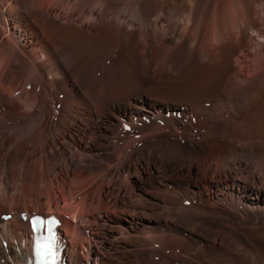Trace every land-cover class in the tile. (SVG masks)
I'll list each match as a JSON object with an SVG mask.
<instances>
[{
  "label": "bare ground",
  "instance_id": "bare-ground-1",
  "mask_svg": "<svg viewBox=\"0 0 264 264\" xmlns=\"http://www.w3.org/2000/svg\"><path fill=\"white\" fill-rule=\"evenodd\" d=\"M106 31L107 47L122 42V56L107 70L108 77L125 55L139 64L141 53L148 73L159 70L164 81L194 68H222L223 76L213 87L197 82L199 87H186L171 97H155L157 90L151 91L149 107L140 98L148 83L129 65L135 94L128 89L113 98L107 90L104 99L87 101L90 81H80L77 69L98 53L95 45L107 38ZM98 75L91 79L105 90V77ZM175 105L184 119L175 116ZM143 116L165 124L147 123ZM125 124L156 142L170 126L180 133L176 140L165 137L164 149L154 151L156 143L140 148L135 143L140 139H123L131 136ZM94 127H104V138L110 136L117 157L128 159L135 169L129 172L138 179L125 181L136 190L130 200L120 199L119 213L128 222L122 216L111 218L97 264H117L113 255L126 258L129 252L142 256L125 264H176V259L183 260L180 264H264V0H0V181L8 184L17 177L20 187L30 159L38 154L44 161L50 139L69 143L73 154L93 153ZM156 130L163 135H153ZM143 153L147 157L141 160ZM94 181V175L78 184L66 181L86 212L93 210L88 203L97 190ZM171 182L175 185L167 189ZM85 185L90 188L83 189ZM111 192L108 188L107 195ZM36 201L43 209L46 202ZM105 207L101 203L99 208ZM23 209L29 219L30 208ZM79 209L76 224L60 216V264H77L79 237L92 241L83 236ZM2 213L0 209V221ZM20 213L0 225L7 237L5 264H26L33 256L31 224ZM95 221L89 219L91 227ZM139 224V230L133 229ZM70 231L73 239L67 240ZM81 248L93 251L84 241Z\"/></svg>",
  "mask_w": 264,
  "mask_h": 264
},
{
  "label": "rangeland",
  "instance_id": "rangeland-1",
  "mask_svg": "<svg viewBox=\"0 0 264 264\" xmlns=\"http://www.w3.org/2000/svg\"><path fill=\"white\" fill-rule=\"evenodd\" d=\"M110 32L106 31L105 32V37H107L103 42L100 44L97 43L96 50L98 53L93 54L90 56L86 62L83 64L81 63L80 66L78 67V71L81 74V78L79 79L82 81V79H88L87 81L89 82L90 85V95L87 93V101L92 102L95 100V98L100 100L104 99V96L107 95V90H109L110 95L113 98H116L117 96H120L123 94L125 91L129 89V91L134 92V94L137 92L136 87L134 85L135 81L132 79V76L130 74V71L128 70L129 65L133 66L137 71H139L143 75V81L144 83H148L145 86V92L141 93L140 98L145 101L146 105L151 107L150 103L148 102L152 97V92L151 91H156L155 97H160V96H165V97H171L173 94H178L179 90L181 89H186V87H197L199 82V86H208V87H213L216 82L220 80V78L223 76L224 70L222 68H217L215 67H209L206 69H203L202 71L199 70H180L178 73L174 74L175 76H171L170 79H165V81L161 78V71H156L153 72L152 74H149L148 69L146 66V56L144 53H141L137 56L138 58V63L136 61L134 62L129 55H125L124 59L122 62H117V65L114 68L113 72V77H108L107 70L110 69L111 66H113L116 61L120 60V57L122 56L121 54V48H122V42L118 44H110L109 47L108 45V40L110 39ZM107 43V44H106ZM129 47H133V38H130L128 40ZM118 46V47H117ZM87 47V46H86ZM90 47V46H88ZM115 48L117 51L115 52ZM119 48V49H118ZM108 49V50H107ZM112 49V50H111ZM110 50V51H109ZM112 51V52H111ZM114 52V53H113ZM108 53V54H107ZM104 54V55H103ZM103 55V56H101ZM98 58V59H97ZM100 62V65L96 68H92L94 66V63ZM72 68V66H71ZM97 69V70H95ZM209 69V70H207ZM93 71V72H92ZM96 73H95V72ZM186 71V72H185ZM192 71V72H191ZM197 71V72H196ZM103 73V74H102ZM97 76L98 74L103 77L104 83H103V89L99 86V84H96V82L91 79L93 76ZM98 75V76H99ZM92 76V77H91ZM48 78V76H47ZM111 78V79H109ZM53 78H50L52 80ZM172 79V80H171ZM209 80V82H208ZM150 82V83H149ZM197 85H196V84ZM203 83V84H202ZM205 83V84H204ZM206 83L208 85H206ZM209 83L211 86H209ZM156 84V85H155ZM191 85V86H190ZM152 89L156 86L155 90ZM198 86V87H199ZM71 89L73 88V85H70ZM97 88V89H96ZM158 88V89H157ZM100 89V90H99ZM160 89V90H159ZM162 89V90H161ZM169 89V90H167ZM167 90V91H166ZM97 91V92H96ZM159 91V92H158ZM163 91L164 93L162 94ZM175 91V92H174ZM93 92L96 94L93 95ZM159 95H158V93ZM161 92V93H160ZM171 92V93H170ZM173 92V94H172ZM18 93L17 91L15 94ZM106 93V94H105ZM120 93V94H118ZM151 93V94H150ZM169 95H168V94ZM64 93L59 94L60 97L62 98ZM105 94V95H104ZM148 94V95H147ZM150 94V95H149ZM117 95V96H116ZM180 95V94H179ZM149 96V97H148ZM143 97V98H142ZM149 100H148V99ZM147 99V100H146ZM58 107H61V104H57ZM173 110L174 114L176 117L184 119L182 112L178 109L179 106L175 105ZM178 112V113H177ZM169 112L165 111V115H167ZM102 117L106 118L107 114L102 113ZM168 117V115H167ZM143 120L147 123H151L153 121L155 124H159V126H163L165 124V120H151L147 116H143ZM193 121H196V116L193 117ZM179 124V123H177ZM85 125V123H83ZM176 126V125H175ZM174 126V127H175ZM132 127V126H131ZM128 128V130L131 131V136L130 137H123V139H126L127 141H132V139L137 140L140 139L139 141H135V143H139V147L141 148L143 144H154L156 143V146H153V150L157 151L158 149H164L165 147V142H161L162 140H165L166 138H170L171 140H176V134H179V128L176 129H171L172 127L170 126V131L168 129H165L163 132L166 134L164 138L162 137L159 141H154L152 137H147L144 136V134L141 132L139 128ZM127 129V125H126ZM153 128V132H154ZM195 129L193 128L192 133L196 134L195 139H200L198 133H195ZM133 130V131H132ZM135 131V132H134ZM152 131V130H151ZM160 130H156L153 135H156V137H160L163 135V133ZM108 136V132L105 131L104 127H94V133H95V148L93 149V153L91 154H76L72 153L70 144L67 142H61L59 138L50 139L49 144L46 149H44L43 157L44 161L42 162V159H40V155L37 154L35 155L34 158L30 159L29 161V173L27 174L26 171L23 173L24 175H21V186L18 187L17 185V177H13L9 179L7 182L8 184L2 183L0 181V209L5 210V213L12 212L14 213L15 211L17 214L20 212V219L24 221V223L27 226H30V221L27 219V217H24V207H29L30 210H28L31 214L33 213H38V212H45V213H56L59 214L61 217H64L65 219L69 220L71 225L78 223L76 218L74 217V212L79 209V198L77 197V193H75L74 190L68 188L69 186L66 185V181L72 184H78L82 180L85 179V177H89V175H94L95 177V185L97 186V190L94 192L95 195L92 197L89 201L88 204H92V213L91 211L87 212L85 211L86 209H79V213L83 215L80 219L83 220L81 221L83 223L84 227V233L83 236H88L91 238V242L87 243L86 237H79V242L80 246L79 248V253L77 254L76 260L77 264H97V260L101 259L102 254H100V251L102 250L103 246V241H106V237L104 235H108L109 230L108 226L110 223V220L112 217H120L122 216L121 219H123L125 224H127V220L123 218V215L119 213L120 211V206L122 203L120 202V199L122 197H125L126 199L130 200L132 195L136 192V190H132L130 188V185H126V179L132 181L131 183H134L136 181L137 177L133 176V174L129 171L135 170L133 166L130 165L128 159H123L117 157L116 151L113 150L112 146L110 145L109 139L110 136L107 137V140L104 138L105 133ZM135 133V136L133 137ZM148 133V132H147ZM145 133V134H147ZM159 134V135H158ZM175 134V135H173ZM140 135V136H139ZM138 136V138H137ZM133 137V138H132ZM143 137V138H142ZM166 137V138H165ZM136 138V139H135ZM142 138V139H141ZM147 138V139H146ZM96 139V140H95ZM145 139V140H144ZM53 140V141H52ZM100 141L105 142V146L101 144ZM141 141V142H140ZM107 142V143H106ZM132 143V142H129ZM128 143V144H129ZM104 147V148H103ZM12 151V150H11ZM36 154V153H35ZM46 155V156H45ZM80 155V156H79ZM84 155V156H83ZM143 157L141 160H144L147 157L146 153H143ZM47 157V158H46ZM37 158V159H36ZM123 159V160H122ZM46 160V161H45ZM122 160V161H121ZM36 164V165H34ZM44 166V167H43ZM143 168V167H142ZM137 169V168H136ZM143 168V172H144ZM11 173V170H10ZM139 176L141 173L136 172ZM29 176V184L26 183L25 179L27 176ZM10 176V175H9ZM12 177V176H10ZM34 178V179H33ZM81 180H80V179ZM124 178V179H123ZM135 179V180H134ZM149 180L144 179V182H142L145 186H148ZM158 180V179H155ZM138 181V179H137ZM164 180H162L163 182ZM99 182V183H98ZM24 183V184H23ZM65 183V184H64ZM7 185V186H6ZM25 185V186H24ZM112 185V186H111ZM170 185H175L174 182L169 183L167 186V189H170ZM68 186V187H67ZM88 186V185H87ZM86 185L83 187L85 190H88L90 187H87ZM101 186V189L99 188ZM109 186V187H108ZM8 187V188H7ZM111 188V193L107 195V189ZM149 189V188H148ZM100 190V191H99ZM74 191V192H73ZM132 194V195H131ZM149 197L151 199H154L155 194L154 193H148ZM147 194V195H148ZM39 195V196H38ZM131 196V197H130ZM36 197V198H35ZM41 198L43 202L45 203L44 208H40L36 199ZM101 199V202L100 200ZM35 202V203H34ZM100 202V203H99ZM50 203V204H49ZM103 203V205H106L105 208H99L100 204ZM52 204V205H51ZM87 204L86 208L89 207ZM27 205V206H25ZM51 205V206H50ZM38 206V207H37ZM122 206V205H121ZM108 207V208H107ZM33 209V210H32ZM34 209L36 211H34ZM84 210V211H82ZM33 211V212H32ZM81 212H85L82 214ZM2 216V215H1ZM96 216V217H95ZM11 218V217H10ZM10 218H1L0 225L3 222L10 221L12 222V219ZM29 218V215H28ZM97 219L95 221V225L91 227L89 224V219ZM203 221L206 220V218L202 219ZM127 221V222H126ZM163 222V221H161ZM141 224H139L137 227L133 226V229L139 230L141 228ZM73 227V226H71ZM69 230H72V228H67ZM63 231V234H66L64 229H60ZM134 230V231H135ZM94 231V232H93ZM155 231V229H154ZM71 236H67V240H72V231H70ZM189 233V235H185V237H190L189 231H185ZM69 233V231H68ZM85 234V235H84ZM7 237L3 234L0 233V264H5L6 260L4 258L3 250L4 247L6 248V241ZM85 242V245L89 246L90 248L93 249V251L89 254L88 249L85 251L82 250L81 248V243ZM122 243V241H120ZM158 243H155L154 245H157ZM14 245V244H13ZM72 245V244H71ZM3 246V247H2ZM147 247V246H146ZM145 248V247H144ZM149 249V248H148ZM148 251V250H147ZM170 250L168 249L167 252ZM129 252V251H128ZM155 253V252H152ZM140 254V252H129L126 255V258H122L121 256L113 255V259L119 264L120 262L125 264L129 259H136L137 257L142 256H137ZM147 254V253H146ZM69 259H71V254H68ZM105 256V255H104ZM103 256V257H104ZM108 257V256H107ZM157 259L159 256H156ZM109 258V257H108ZM111 258V259H112ZM91 259V260H90ZM179 260V261H178ZM182 259H176L172 263H178L180 264ZM120 261V262H119ZM180 262V263H179ZM194 262V261H193ZM176 263V264H177ZM73 264V262H72ZM187 264V263H185ZM193 264H198L196 261Z\"/></svg>",
  "mask_w": 264,
  "mask_h": 264
},
{
  "label": "snow or ice",
  "instance_id": "snow-or-ice-1",
  "mask_svg": "<svg viewBox=\"0 0 264 264\" xmlns=\"http://www.w3.org/2000/svg\"><path fill=\"white\" fill-rule=\"evenodd\" d=\"M52 222L53 221H44L41 218L36 217L33 221V226L43 228L46 224H50Z\"/></svg>",
  "mask_w": 264,
  "mask_h": 264
}]
</instances>
